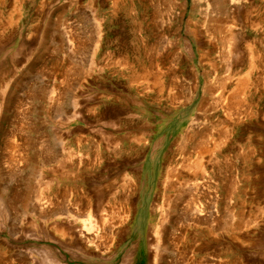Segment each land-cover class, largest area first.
Returning a JSON list of instances; mask_svg holds the SVG:
<instances>
[{
  "label": "rangeland",
  "instance_id": "rangeland-1",
  "mask_svg": "<svg viewBox=\"0 0 264 264\" xmlns=\"http://www.w3.org/2000/svg\"><path fill=\"white\" fill-rule=\"evenodd\" d=\"M233 1L0 0V264H264V0Z\"/></svg>",
  "mask_w": 264,
  "mask_h": 264
},
{
  "label": "bare ground",
  "instance_id": "bare-ground-1",
  "mask_svg": "<svg viewBox=\"0 0 264 264\" xmlns=\"http://www.w3.org/2000/svg\"><path fill=\"white\" fill-rule=\"evenodd\" d=\"M234 1H235V0H234ZM234 1H233V2H234ZM229 36H230V35H229ZM229 36H228V37H229ZM230 37H231V36H230ZM225 38H226V37H225ZM231 39H232V38H231ZM229 40H230V39H229ZM229 40H228V41H229ZM227 43H228V42H227ZM230 47H232V46H230ZM229 50H230V48H229ZM125 65H126V64H125ZM244 77H245V76H244ZM238 79H239V78H238ZM240 83H241V82H240ZM243 86H244V85H243ZM234 87H235V86H234ZM234 87H233V88H234ZM236 89H237V88H236ZM241 89H242V88H241ZM232 90H233V89H232ZM232 90H231V91H232ZM234 90H235V89H234ZM237 90H238V89H237ZM231 91H230V92H231ZM238 91H240V90H238ZM235 92H236V91H235ZM230 94H231V93H230ZM230 94H229V95H230ZM240 96H241V95H240ZM232 102H233V101H232ZM239 102H240V101H239ZM232 104H233V103H232ZM233 106H234V105H233ZM229 107H230V106H229ZM188 141H189V140H188ZM213 145H214V144H213ZM213 145H212V146H213ZM212 149H214V148H212ZM215 149H216V148H215ZM210 151H211V150H210ZM213 151H214V150H213ZM210 154H211V153H210ZM208 155H209V154H208ZM209 157H210V156H209ZM200 159H201V160H199V161H201V165H202V163H203V162H202V158H200ZM197 160H198V159H197ZM198 163H199V162H197V164H198ZM195 165H196V163H195ZM197 166H198V165H197ZM198 167H199V166H198ZM198 167H197V170L200 169V168L198 169ZM201 168H202V167H201ZM197 170H196V171H197ZM200 170H201V169H200ZM202 170H203V169H202ZM199 172H200V171H199ZM204 172H205V171H204ZM194 209H195V208H194ZM196 210H197V209H196ZM198 216H199V215H198ZM89 227H90V226H89ZM90 229H91V228H90ZM90 229H89V230H90ZM92 230H93V229H92ZM94 231H95V230H94ZM53 259H54V258H53ZM54 260H55V259H54ZM155 260H156V258L154 259V261H155ZM159 260H162V259L159 257ZM56 261H57V260H56ZM71 261H74V262H75V263H73V264H88V263H86V262H83V261H80V260H75V259H70V263H69V261H65V262L63 261L64 263H62V264H72ZM77 261H78V262H77ZM129 261H130V260H129ZM59 262H60V261H59ZM148 262H149V261H148ZM56 263H57V262H56ZM141 263H142V262H140V264H141ZM47 264H48V261H47ZM49 264H50V262H49ZM51 264H52V263H51ZM53 264H54V263H53ZM59 264H60V263H59Z\"/></svg>",
  "mask_w": 264,
  "mask_h": 264
}]
</instances>
